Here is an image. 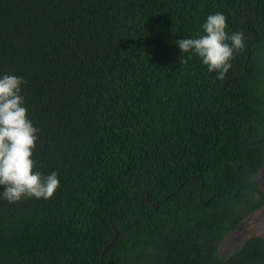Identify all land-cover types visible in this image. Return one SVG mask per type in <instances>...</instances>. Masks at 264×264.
Segmentation results:
<instances>
[{
	"label": "trees",
	"instance_id": "obj_1",
	"mask_svg": "<svg viewBox=\"0 0 264 264\" xmlns=\"http://www.w3.org/2000/svg\"><path fill=\"white\" fill-rule=\"evenodd\" d=\"M217 11L245 34L222 79L176 46ZM0 74L59 177L0 200V264H264L219 256L264 201V0H0Z\"/></svg>",
	"mask_w": 264,
	"mask_h": 264
},
{
	"label": "clouds",
	"instance_id": "obj_2",
	"mask_svg": "<svg viewBox=\"0 0 264 264\" xmlns=\"http://www.w3.org/2000/svg\"><path fill=\"white\" fill-rule=\"evenodd\" d=\"M222 12L210 13L200 25L202 33L176 40L181 53L197 56L209 73L222 79L235 56L245 48L243 30L227 31ZM23 77L0 74V200L16 203L25 198L50 199L59 187L56 171L43 174L32 158L39 129L27 116L22 95Z\"/></svg>",
	"mask_w": 264,
	"mask_h": 264
},
{
	"label": "rangeland",
	"instance_id": "obj_3",
	"mask_svg": "<svg viewBox=\"0 0 264 264\" xmlns=\"http://www.w3.org/2000/svg\"><path fill=\"white\" fill-rule=\"evenodd\" d=\"M259 187L264 194V168L256 176ZM264 239V201L262 206L244 219L237 228L228 232L219 246V256L227 257L243 244L249 237Z\"/></svg>",
	"mask_w": 264,
	"mask_h": 264
},
{
	"label": "water",
	"instance_id": "obj_4",
	"mask_svg": "<svg viewBox=\"0 0 264 264\" xmlns=\"http://www.w3.org/2000/svg\"><path fill=\"white\" fill-rule=\"evenodd\" d=\"M263 168H264V164H263V166H262L261 170H262ZM261 170H260V171H261ZM108 247H109V246H107V248H108ZM107 248H106V249H107ZM108 264H113V262L109 261V263H108Z\"/></svg>",
	"mask_w": 264,
	"mask_h": 264
}]
</instances>
